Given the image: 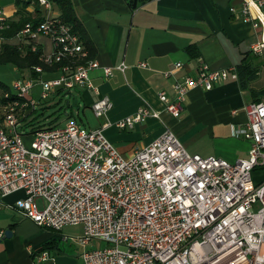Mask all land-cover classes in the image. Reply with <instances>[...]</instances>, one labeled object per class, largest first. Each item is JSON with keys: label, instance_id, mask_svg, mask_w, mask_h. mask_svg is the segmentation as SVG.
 <instances>
[{"label": "built area", "instance_id": "1", "mask_svg": "<svg viewBox=\"0 0 264 264\" xmlns=\"http://www.w3.org/2000/svg\"><path fill=\"white\" fill-rule=\"evenodd\" d=\"M36 1L43 19L27 22L11 35L7 31L14 15L0 6V52L12 43L23 53L39 52L41 62L20 70L9 89H0V204L44 229L81 225L76 240L82 247L92 241L103 244L85 249L83 264H264V102L246 105V123L238 132L251 144L247 157L233 162L189 152L169 128L124 156L104 129H131L149 115L158 116L146 106L95 129L68 119L26 136L21 117L38 104L35 85L40 99L78 86L97 90L89 75L101 67L51 1ZM252 5L258 10L253 25L260 26L263 36L264 0H245L243 19L252 20ZM41 38L49 41V49ZM263 47L264 38L252 51ZM181 66L177 62L164 75ZM101 68L110 77L114 68L124 71L126 64ZM52 71L55 75L43 76ZM230 79H238L236 66L212 69L202 63L174 81L173 98L165 90L158 97L167 113L179 117L190 89L210 90ZM91 107L103 117L112 102L100 96ZM259 170L262 175L255 178ZM14 193L21 196L5 203ZM4 235L0 228V239ZM48 256L42 250L37 258Z\"/></svg>", "mask_w": 264, "mask_h": 264}, {"label": "crops", "instance_id": "2", "mask_svg": "<svg viewBox=\"0 0 264 264\" xmlns=\"http://www.w3.org/2000/svg\"><path fill=\"white\" fill-rule=\"evenodd\" d=\"M71 1L80 37L84 45H89V57L101 67L124 62L126 68L124 71L114 68L110 77L104 76L101 67L94 69L89 77L97 90L78 86L71 93L67 91L70 94L64 98L76 97L77 107L92 109L96 99L107 96L112 108L103 116L100 126L106 121L113 124L141 106L158 113L147 116L131 129L114 125L104 129L120 153L130 156L169 128L191 153L213 155L230 162L247 157L251 143L238 132L246 123L245 107L251 102H264V47L260 52L252 51L264 33L262 36L260 26L253 25L258 12L253 5L252 20L246 21L241 12L245 0H143L135 8L127 0ZM0 6L11 16L16 11L14 4ZM26 9L31 12L33 5ZM54 12L58 13L56 9ZM260 13L264 16V10ZM40 41L49 49L46 38ZM244 58L254 68L252 78L243 73L238 79L216 83L210 90L192 88L182 100L179 117L166 112L159 91L165 90L171 99L174 81L194 73L200 64L220 69L238 66ZM177 62L182 66L165 76ZM53 75L52 71L43 76ZM62 93L66 92L57 91L54 96ZM188 137L200 138L201 142L195 144ZM18 196L21 193L9 195L4 202H12ZM0 228L11 231L10 236L0 239V264H83L81 255L74 257L60 248L55 231L20 217L3 204H0ZM40 228L44 230L42 233ZM42 250H47L49 256L38 261Z\"/></svg>", "mask_w": 264, "mask_h": 264}, {"label": "rangeland", "instance_id": "3", "mask_svg": "<svg viewBox=\"0 0 264 264\" xmlns=\"http://www.w3.org/2000/svg\"><path fill=\"white\" fill-rule=\"evenodd\" d=\"M9 4H14V0H0V5L7 6ZM20 76L19 70L13 64H0V81L4 84L11 85L12 82ZM39 85H35L32 89L33 97L38 101L35 110L27 117L26 120L22 121L25 131H29L32 126L41 125L43 127H59L62 126L66 120L73 118L76 122L80 123L85 129H95L100 127V123L103 120V117H98L94 114L91 108L87 106L80 105V107H70L67 106L65 101L69 98H64V95H69L71 93L66 92L62 93L60 96H51L47 99L39 98ZM74 95V94H72ZM112 102V101H111ZM32 124V125H31ZM106 137H108L105 133ZM189 140L199 144L201 142L200 138ZM203 141V140H202ZM189 152L190 150L187 149ZM262 171L259 170L254 173V177H260ZM259 207L258 204L254 206V209ZM44 230L40 228L42 233ZM56 239H58L60 248L74 257H78L85 249H94L100 245L97 241H92L90 244L84 248L76 240V238L82 234V226L77 225H66L60 231L53 232ZM63 237H67L64 239Z\"/></svg>", "mask_w": 264, "mask_h": 264}, {"label": "trees", "instance_id": "4", "mask_svg": "<svg viewBox=\"0 0 264 264\" xmlns=\"http://www.w3.org/2000/svg\"><path fill=\"white\" fill-rule=\"evenodd\" d=\"M52 3V6L54 9H56L60 15V18L71 25L72 30L79 34V24L75 15L74 7L71 0H50ZM129 5L132 8L137 7L139 3H141L143 0H127ZM33 5V10L29 12L26 8L28 5ZM14 5L16 8L15 14L13 19L10 20V29L7 31L9 35L13 34L15 31L20 29L25 23L31 22V23H37L43 19V13L37 3L36 0H14ZM80 35V34H79ZM86 49H89V45H85ZM39 52H22L17 49L16 46H14L12 43L6 45V47L3 49V51L0 52V64H13L18 70H23L25 68H29L33 65L41 64L40 60L38 59ZM244 62L238 66L237 72L238 77L241 74H245L246 77L252 78L253 76V69L251 67V64L249 62L245 61V58L243 59ZM10 85L4 84L0 81V89L1 90H7L9 89ZM35 109L27 108L25 111L24 116L21 117V121H24L27 119V117L33 112ZM24 124L21 125V128L23 129L26 136H30L36 131L48 128L43 127L41 125L38 126H32L29 131H25ZM32 125V124H31Z\"/></svg>", "mask_w": 264, "mask_h": 264}, {"label": "water", "instance_id": "5", "mask_svg": "<svg viewBox=\"0 0 264 264\" xmlns=\"http://www.w3.org/2000/svg\"><path fill=\"white\" fill-rule=\"evenodd\" d=\"M76 100H77L76 97H74L72 100L68 99V100L65 101L66 102L65 104L66 105L70 104L71 106H73V107L75 106L76 107ZM10 235H11V231L9 229H6L5 230V237H8Z\"/></svg>", "mask_w": 264, "mask_h": 264}]
</instances>
